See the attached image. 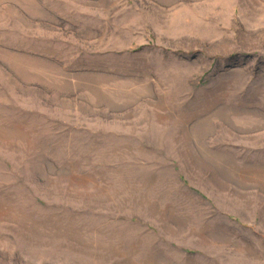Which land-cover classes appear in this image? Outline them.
I'll return each instance as SVG.
<instances>
[{
	"label": "rangeland",
	"instance_id": "1",
	"mask_svg": "<svg viewBox=\"0 0 264 264\" xmlns=\"http://www.w3.org/2000/svg\"><path fill=\"white\" fill-rule=\"evenodd\" d=\"M0 264H264V0H0Z\"/></svg>",
	"mask_w": 264,
	"mask_h": 264
}]
</instances>
